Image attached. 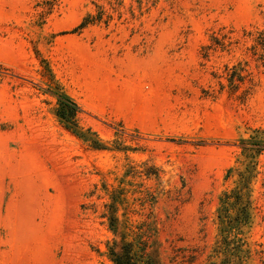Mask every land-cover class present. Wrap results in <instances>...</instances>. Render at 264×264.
Segmentation results:
<instances>
[{
  "label": "rangeland",
  "instance_id": "rangeland-1",
  "mask_svg": "<svg viewBox=\"0 0 264 264\" xmlns=\"http://www.w3.org/2000/svg\"><path fill=\"white\" fill-rule=\"evenodd\" d=\"M87 14L101 21L75 31ZM260 30L264 0H0V264H113L120 232L155 238L160 264H204L240 140L264 129V48L243 36ZM254 162L246 264L264 260V151Z\"/></svg>",
  "mask_w": 264,
  "mask_h": 264
},
{
  "label": "trees",
  "instance_id": "trees-1",
  "mask_svg": "<svg viewBox=\"0 0 264 264\" xmlns=\"http://www.w3.org/2000/svg\"><path fill=\"white\" fill-rule=\"evenodd\" d=\"M99 8V7H97ZM101 21L100 16L85 15L81 22L75 28V31H80L89 25ZM244 37H252L254 42L252 48H264V30L255 31L254 33L243 32ZM212 45L220 48H225L232 43H237V40L232 42V38L224 34L217 37L215 34L210 36ZM256 54V53H254ZM262 61L261 56L259 57ZM242 70L237 71L234 67L231 73L227 76V86L230 93L236 92L239 86L244 83L245 76L241 74ZM223 85H220L222 88ZM246 91H244L245 94ZM54 96L57 101L56 116L63 123L65 129L71 130L83 140L86 139L81 130L75 123V115L78 112L76 104L64 93L57 91ZM88 140V139H87ZM86 141V140H85ZM241 149L245 155L244 170L237 173L238 181L234 187L223 191L218 197V207L216 209V225L218 239L215 241L211 254L207 256L204 264H230L237 262L243 263V259L249 258V251L245 248L244 229L248 228L252 221V200L251 191L249 188L250 182L255 174L254 156L264 151V129L255 130L252 135L245 140H240ZM95 148L99 147L97 142H93ZM231 173V169L227 171V175ZM115 203L109 205V227L116 234L118 220L115 216ZM133 238L128 241L127 237ZM119 242L114 241L108 248L109 257L113 264H160L159 252L156 239H151L150 236L143 238L141 234H127L120 232ZM220 258L219 262L214 259ZM259 264H264V260Z\"/></svg>",
  "mask_w": 264,
  "mask_h": 264
}]
</instances>
